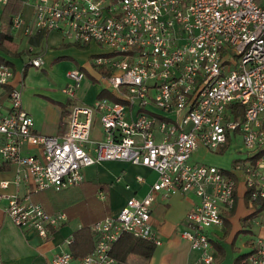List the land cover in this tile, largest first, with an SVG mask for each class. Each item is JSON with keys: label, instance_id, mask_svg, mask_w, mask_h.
<instances>
[{"label": "built area", "instance_id": "obj_1", "mask_svg": "<svg viewBox=\"0 0 264 264\" xmlns=\"http://www.w3.org/2000/svg\"><path fill=\"white\" fill-rule=\"evenodd\" d=\"M32 5L24 32L55 29L67 41L104 48L93 53L92 63L101 67L97 80L111 96L81 99L76 92L84 71L70 68L62 87L70 99L66 130L33 131V118L22 106V78L13 79V62L2 55L0 163L10 164L13 173L0 179V205L15 224L46 237L67 215L49 211L31 192L78 184L85 165L125 159L154 168L157 176L143 196L129 195L115 213L93 221L95 243L77 264H113L112 247L123 233L159 243L151 220L157 191L192 189L199 197L186 209L180 230L198 250L192 264H215L208 229L223 223L239 181L253 220L264 226V147L230 169L190 158L197 146L221 150L232 136L247 147L264 142V0H32ZM22 21L18 12L11 26ZM28 63L40 65L42 55L29 56ZM94 120L100 137L92 135ZM20 183L29 189H7ZM71 239L70 234L65 240ZM72 257L61 248L51 261L68 264ZM242 260L264 264V234L253 237Z\"/></svg>", "mask_w": 264, "mask_h": 264}, {"label": "crops", "instance_id": "obj_2", "mask_svg": "<svg viewBox=\"0 0 264 264\" xmlns=\"http://www.w3.org/2000/svg\"><path fill=\"white\" fill-rule=\"evenodd\" d=\"M21 1L20 14L23 21L20 25L12 27L13 36L18 43L23 40L24 45L27 44L25 50L24 48L22 49L28 56L42 55L43 63L40 65L57 58L56 56L59 52L54 54V47L58 48L68 43H74L78 46L88 45L67 41L55 29L33 28L29 32H24V25L32 20L33 5L32 0ZM2 7L3 5H0V11ZM5 57L13 62L11 55L6 54ZM13 65L15 68L13 79L16 81L20 77L22 78V106L33 118L32 130L62 134L67 128L69 97L67 96L65 101H50L46 104L37 105L33 97L28 95V89L24 88L23 78L27 65L22 66L23 68L15 65L14 62ZM96 68L99 72L101 71V67L96 66ZM89 75L91 80L97 79V76L90 72ZM62 87L63 85L61 90ZM79 87L76 93L82 99V96L79 95ZM99 94L111 96L110 92L102 87V84L97 88L95 96ZM101 134L99 123L94 120L92 135L100 137ZM198 147L200 145L196 148ZM102 162L114 165V167L104 172L103 177L88 178L85 172V165L83 169L84 178L81 182L60 189L69 191L74 195L63 197L59 203L57 201L54 202L52 210H64L67 218L52 228L46 237L40 236L33 229H23L15 224L10 215L0 205V264H52L51 257L55 251L61 248L70 250L69 242L71 240L66 242L65 239L68 235H72L75 228L83 223H93L92 221L99 216L115 213L129 195L143 196L157 176V171L154 168L140 163H132L125 159H104L93 163ZM5 165V167H0V179L12 176V166L7 163ZM6 170H11L12 173L9 175ZM138 174L142 175L143 178L138 179ZM98 182L104 183V185L100 187L97 184ZM15 188H17L19 193L29 189L28 185L24 183H20L18 186L9 185L7 189L11 191ZM38 192H31V198L40 201L45 206L41 199L35 197ZM70 199L74 200L71 201ZM247 199V193L239 181L234 196L232 212L228 215V220L224 223L223 218L221 225L211 226L208 229L215 264H250L243 261L242 258L251 249L252 239L258 233H253L249 238L244 239L242 248L235 244V239L239 233L245 234L251 231L250 228L241 224L244 219L253 220L254 209L249 205ZM198 200V195L192 189L175 191L168 195L157 191L151 204V220L157 228L160 242L153 243L154 246L149 256H141L134 251H130L125 257L119 258L114 255L116 261L113 264H123L125 262L130 264H192L197 258L198 250L189 245V241L180 234V230L185 226L184 214L186 209ZM72 203H75L76 206L70 208L69 205ZM65 204L68 205L66 206L67 208ZM45 208L48 207L45 206ZM253 222L257 224L254 220ZM257 226L259 229H264V226L258 224ZM92 234L95 236L93 228ZM120 247L121 244L119 243L116 251H119ZM241 252L244 254L239 257L236 263L234 257ZM79 257L73 254L68 264H77Z\"/></svg>", "mask_w": 264, "mask_h": 264}, {"label": "rangeland", "instance_id": "obj_3", "mask_svg": "<svg viewBox=\"0 0 264 264\" xmlns=\"http://www.w3.org/2000/svg\"><path fill=\"white\" fill-rule=\"evenodd\" d=\"M26 45H24L23 40L19 41L20 48H24L25 50ZM102 49L104 48H101L96 44H88L86 46H78L74 43L64 44L58 48H53L54 54L59 52L57 53V58L53 61L49 60L39 66L30 63L27 64L30 55L28 56L24 52L21 57L18 55L11 56L15 65L20 68L27 65L23 78L24 88L28 89V95H31L36 104L40 105L42 103L46 104L50 101L57 102L59 100L65 101L67 99V94L61 90V86L65 85L68 81L66 74L67 70L75 66L84 71V76L80 80V87L78 89L79 95L82 96L83 100L87 101L94 98L101 82L97 79L91 80L89 77V72L96 75L97 78L100 75L99 70L92 63V53ZM0 54L5 56L7 53L0 49ZM235 133L236 131L234 130V134ZM263 147L264 142L257 146L247 147L243 145L240 138L232 136L228 139L226 145L221 150L205 149L200 146L193 150L190 158L212 163L225 169H230L235 160L255 154ZM111 167H114V165L106 164L105 162L97 164L90 163L85 166V172L88 178H99L103 177L104 172ZM6 171L9 175L12 173L11 170ZM52 191L53 189L51 188L40 190V192L35 194V197L49 194ZM74 204L75 203H72L71 205ZM241 224L250 228L251 231L245 234H238L235 239V244L239 246V248L244 246L243 240L249 238L253 233L264 234V229H259L252 219H244ZM220 233L222 232L220 231Z\"/></svg>", "mask_w": 264, "mask_h": 264}, {"label": "trees", "instance_id": "obj_4", "mask_svg": "<svg viewBox=\"0 0 264 264\" xmlns=\"http://www.w3.org/2000/svg\"><path fill=\"white\" fill-rule=\"evenodd\" d=\"M21 4H22L21 0H7L3 4V7L0 11V49L9 55L21 56L22 53L24 52L23 49L19 47L18 41L14 39L12 26H11L12 17L18 12H20ZM0 59H3L2 55L0 56ZM5 166H6L5 163H0V167H5ZM97 184H99L100 187L104 185V183H100V182H98ZM73 195L74 194L69 191L67 192L64 190H53L49 194L38 196V198L41 199L45 204V206L49 208V209L47 208L48 210L53 211L52 205L55 204L54 203L55 201L59 203L63 197L66 198L67 196L70 197ZM70 200L72 201L74 199H70ZM66 206L68 205L65 204V207ZM69 206L70 208H73L74 206H76V204ZM231 212H232V207L225 211L224 223L228 220V215ZM97 218H95L94 220H96ZM91 224L92 223H83L79 227L73 230L72 239L69 242V246L72 254H74L75 256H82V254L86 253L94 245L96 234L95 236L92 234ZM119 243L121 244V247L119 251L118 250L116 251V247ZM153 246L154 244L149 240L135 236L131 233H123L113 244L112 253L116 257L121 258V257H125L128 252L134 251L138 255L146 257L151 254ZM243 254L244 253L241 252L234 257L236 263L239 257L242 256Z\"/></svg>", "mask_w": 264, "mask_h": 264}]
</instances>
